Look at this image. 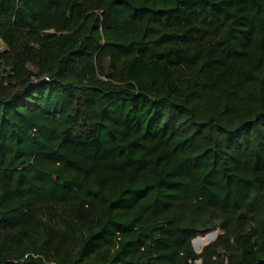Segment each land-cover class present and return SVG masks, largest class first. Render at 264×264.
<instances>
[{
  "label": "trees",
  "instance_id": "1",
  "mask_svg": "<svg viewBox=\"0 0 264 264\" xmlns=\"http://www.w3.org/2000/svg\"><path fill=\"white\" fill-rule=\"evenodd\" d=\"M197 259L264 264V0H0V264Z\"/></svg>",
  "mask_w": 264,
  "mask_h": 264
},
{
  "label": "water",
  "instance_id": "2",
  "mask_svg": "<svg viewBox=\"0 0 264 264\" xmlns=\"http://www.w3.org/2000/svg\"><path fill=\"white\" fill-rule=\"evenodd\" d=\"M217 233H218V231H213V232L208 233L207 236L210 235V234H214V237L211 239V241H212V240L216 239V237H217ZM201 238H202V236H198V237H196V238L193 240V246H194V249H195L196 251H200L201 246L196 247L195 244H194V242H195L196 240H198V239H201ZM211 241H210V242H211ZM258 264H262V261H260Z\"/></svg>",
  "mask_w": 264,
  "mask_h": 264
},
{
  "label": "bare ground",
  "instance_id": "3",
  "mask_svg": "<svg viewBox=\"0 0 264 264\" xmlns=\"http://www.w3.org/2000/svg\"><path fill=\"white\" fill-rule=\"evenodd\" d=\"M214 237V234H210V235H208V237L205 239V243H208L209 241H211V239ZM204 238L202 237L201 239H198V240H196V243H195V245H196V247H198V244H199V240H203Z\"/></svg>",
  "mask_w": 264,
  "mask_h": 264
},
{
  "label": "rangeland",
  "instance_id": "4",
  "mask_svg": "<svg viewBox=\"0 0 264 264\" xmlns=\"http://www.w3.org/2000/svg\"><path fill=\"white\" fill-rule=\"evenodd\" d=\"M216 231H218V230H216ZM218 234H219V231H218V233H217V236H218ZM207 237H208V236L205 235V236H203V238H204L203 240H199V244H198V246H201V249L207 244V243H205V239H206ZM209 242H210V241H209ZM209 242H208V243H209ZM195 243H196V241H195ZM195 243H194V244H195ZM195 246H196V245H195ZM201 249H200V250H201Z\"/></svg>",
  "mask_w": 264,
  "mask_h": 264
},
{
  "label": "built area",
  "instance_id": "5",
  "mask_svg": "<svg viewBox=\"0 0 264 264\" xmlns=\"http://www.w3.org/2000/svg\"><path fill=\"white\" fill-rule=\"evenodd\" d=\"M194 264H201V259L195 260Z\"/></svg>",
  "mask_w": 264,
  "mask_h": 264
}]
</instances>
